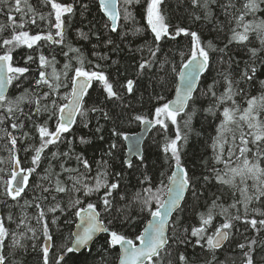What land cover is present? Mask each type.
<instances>
[{
  "label": "trees",
  "instance_id": "trees-1",
  "mask_svg": "<svg viewBox=\"0 0 264 264\" xmlns=\"http://www.w3.org/2000/svg\"><path fill=\"white\" fill-rule=\"evenodd\" d=\"M12 2L13 0H9V4ZM57 2L73 5V12L65 13L62 17L63 43L39 41L32 48H28L27 45L15 48L12 51L13 65L26 67L29 72L13 80L8 96L15 98L25 93L26 89L29 96L32 93L42 95L49 91L47 87L37 88L35 85L39 75V56L43 54L48 60L55 57L58 72L63 70L66 63H70L72 69L68 70L67 78L61 77L65 87L42 103L51 107L52 99L57 101V106L67 102L62 97L71 92L73 69L79 66L76 59L78 55L84 60V67L87 70L105 73L109 82L113 84L114 91L118 93L119 99L108 97L103 83L93 81L83 102L84 115L78 114L70 130L61 134V140L43 150L37 165L32 164L34 148L41 142L37 125L47 121L49 130L55 131L59 114L49 120V112L37 114L33 111L34 106L26 105L24 111L31 114L35 123L17 114L18 122H24L22 129H13L11 120H5L0 124V169H3L0 171V218L4 219L10 233L15 232L18 237L19 233H26L25 237L21 238L23 248L13 247L11 234L6 237L5 247L0 251L7 256V264H44L42 249L45 246V237L42 232L43 222L38 224L35 219L40 211L36 207L37 203L45 212L44 222L47 223L48 231L53 238L48 264H56L59 255L71 246L72 231L77 220L75 211L80 207H86L88 203L97 205V210L100 211L101 218L110 231L122 233L137 242L135 237L142 232L151 215L147 208L135 199L136 193L139 192L145 197L147 194L143 189L151 187L155 191L168 184L167 177L171 175L175 163L169 159L170 153L166 154L163 148L166 138L175 137L177 126L182 133H187L186 142L179 141L178 146L181 148L182 165L188 170L193 181L181 207L175 212L169 224L168 236L171 239L169 246L161 254V264H169V262L182 264L179 261L181 254L187 258L188 264H243L245 259L243 253L248 250L249 242L252 240L256 241L251 245L254 264H264V228L257 224V228L260 229L257 231L248 223L253 218L257 221L264 219V216L253 211V209L264 210V197L260 200L254 198L248 205L247 214L243 203H237L235 208L229 207L242 197L238 188L220 183L212 172L214 167L221 170L224 168L222 163L214 161L211 147L212 138L216 136V125L219 124L217 118L219 112L217 116H213L204 111L214 102L215 98L208 93V88L214 81L216 83L213 90L216 91L217 96L224 92L225 85L221 75L223 73H231V79L238 81V88L243 89L241 94L234 97L241 106H246L249 96H257L264 92V86L260 83L264 81V44L261 43L260 36L256 32H251L248 34V41L229 43L231 30L237 23L233 17L239 15L238 9L243 10L242 5L245 0H231L234 7L228 8L227 12L221 5H228L230 0H215L207 10L193 4L192 0H163L160 8L169 25V35L160 41H154V34L147 24L146 0H140V3L134 6H127L124 0H119L120 20L115 32L111 30L110 21L102 13L97 0H57ZM29 3L37 13L43 14L45 19L41 20L37 16L36 23H26L23 30L32 35L51 32L54 40L60 39L55 36L56 29L51 27V24L55 23V14L51 5L44 0H29ZM83 5H87V8ZM0 7L3 8L0 11V24L10 25L9 15H12L17 23L20 22V14L9 12L8 5H0ZM126 7L133 13L135 21L124 19ZM49 12L52 13L51 17L48 16ZM261 20H264V3L260 4L254 14L249 13L245 16V22L251 21L255 24ZM136 28L141 31L135 33ZM179 28L197 32L203 46L207 47L208 42L213 45V49L209 51V67L201 75L193 100L190 101V107L185 110L192 113L191 130L184 127V122L188 119L185 113L177 117V125L167 121V130L155 124L143 143L142 158H134L132 166L129 167L125 161V135L140 130L142 122L137 121L136 116L155 120V108L173 98L180 68L190 57L191 37L184 33L176 35V30ZM11 34L10 26L0 33V55L11 47L3 45L2 42ZM70 47L79 49V53L69 51ZM157 47L159 51L152 56L149 49L155 51ZM251 49H257L255 56L252 55ZM65 52L68 56L63 55ZM29 56L33 58L31 61L27 59ZM144 61H148L149 64L145 69H140L139 65ZM97 65L100 66L99 69ZM249 67L256 69L254 79L252 81L241 79L242 73ZM47 71L50 72L51 69ZM128 80L134 82L132 92L127 91ZM160 97L163 99H159ZM93 108L98 110L91 111ZM104 113H107V118ZM5 130L16 137L14 153L21 160L20 167L36 169L29 175V185L24 193L15 200L5 191V182L11 178L13 169L9 152L13 146L9 137L5 135ZM24 133L28 135L25 136ZM82 138L86 143L81 142ZM113 144L116 145L115 148L111 147ZM52 153L57 155L53 156ZM62 153L69 155L63 156ZM78 155L88 160L91 165L89 177H95L97 171L102 170L101 163L106 161L109 183L119 184L109 197L112 207L108 212L103 211L101 200L105 191L103 188L98 193L94 192L88 196H85L83 191L56 192L57 180L61 181V186L70 189L69 176L75 175L63 171L61 164L64 168H79L81 173L85 171L82 165L77 164ZM205 176L208 180L204 179ZM145 177L150 178V183ZM246 183L249 188L248 195H252L255 192L252 187L254 181L249 179ZM44 189L49 191L45 192ZM75 198H79L81 203L76 208H72L70 204ZM213 200H216L217 205L227 208L229 216L239 215L241 219L233 220L234 226L224 246L210 250L203 240L200 244L196 243L197 237L191 236V228L200 226L199 214L205 213ZM25 201L29 203L25 204ZM56 204H59L64 211L61 212L60 209L55 212L49 211ZM151 206L153 209L157 207L154 201ZM214 211L217 215L214 217L213 225L208 227L207 235H212L215 227L225 220L224 215L218 214L219 208ZM9 216L12 217L11 220L8 219ZM21 219L36 229L35 239L28 238L32 233L27 232L25 225L17 227ZM185 229L188 231L185 232ZM109 239L108 234H101L89 250L66 253L60 264H116L120 255L119 247L110 246ZM239 244H245L246 247L241 249L238 247Z\"/></svg>",
  "mask_w": 264,
  "mask_h": 264
},
{
  "label": "snow or ice",
  "instance_id": "snow-or-ice-1",
  "mask_svg": "<svg viewBox=\"0 0 264 264\" xmlns=\"http://www.w3.org/2000/svg\"><path fill=\"white\" fill-rule=\"evenodd\" d=\"M45 3L50 4L51 8L54 10L55 23L51 24L52 28L56 29L55 36L60 39H53V34L48 32L47 34L37 33L30 34L28 31L23 30L26 23H36V17L39 16L41 20L45 19L43 14L37 13L35 8L29 3V0H13L9 4V0H0V5H8L9 12L14 11L20 14V22L17 23L16 19L12 16H8V20L11 22L10 25L0 24V33L4 32L7 27L12 28V34L9 38L3 39V45L11 46L0 55V124L4 123L5 120H11V127L13 129L23 128L24 122L17 120V114L25 116L29 121H32L31 114L24 111V107L34 106L33 111L37 114L41 112H49L50 115L48 119H52L57 116V123L55 126V131H50L47 126V121L42 125H37V130L40 136V145L34 148L35 155L32 157V164L37 165L41 158V153L49 145H55L61 140V134L66 133L70 130L71 126L76 122V116L84 115L83 101L84 97L88 93V89L92 86L94 80L102 82L104 89L108 97H115L119 99V95L113 89V84L109 82V79L103 71H90L84 67V60L78 55L76 59L78 60L79 66L73 69L74 75L71 78V92L70 94H65L62 99L66 100L67 103L59 104L57 106V101L55 99L51 100V107L48 104L42 103V101L47 100L52 97L53 94L58 93L59 89L65 87L64 82L61 77L67 78L68 70L72 69L70 63L64 65L63 70L60 72L56 69L55 57L52 60H48L43 54L39 56V68H38V78L35 80V85L37 88L47 87L49 91L44 92L42 95L38 93H32L31 96L27 95L28 90L25 93L16 96L15 98L6 95V88L8 85L12 84L13 80L18 79L23 74L29 72L26 67H17L13 65L12 51L21 45H27L28 48H32L39 41H53L56 44L63 43V27L64 21L62 17L65 13L73 12L72 4H65L57 2V0H44ZM146 19L147 24L151 28V32L154 34V41H160L162 38H166L169 35V25L166 23V18L161 12L160 5L163 0H146ZM125 5L134 6L140 3V0H124ZM192 3L199 5L204 9H209L210 4L215 3V0H192ZM264 3V0H245L242 5V11L237 10L239 15H234L236 20V27L233 28L232 36L229 39V43L233 41L245 42L249 39V33L256 32L260 38L261 43L264 44V20L253 24V22H245V16L249 13H255L260 4ZM100 8L107 14L111 21V30L115 32L118 27V21L120 20V11L117 7V0H99ZM87 8V5H83ZM227 12L228 8L234 7L231 0L228 5H221ZM3 8L0 7V11ZM29 14L31 16L29 17ZM52 13L49 12L48 16L51 17ZM199 19V17H196ZM124 19L135 21V17L128 7L124 10ZM107 26V25H106ZM17 29H20L17 31ZM238 29H243V31H238ZM141 29L136 28L135 33L140 32ZM134 33V34H135ZM184 33L189 35L192 40L191 54L187 63L183 64L179 72L180 84L175 89V99L169 100L162 103L160 106L155 108V121L156 125H160L162 129L167 130L168 123L170 121L173 125H177V117L181 113H185L188 117L184 122V127L190 129V121L192 113H188L185 110L190 107V101L193 100V91L195 89L196 81L200 74L205 72L209 67V51L213 49L211 42H208L207 47L203 46L200 36L197 32H189L187 29L179 28L176 30V35ZM81 35H84L81 33ZM85 38H87L85 36ZM111 43V41H109ZM227 47V45L225 46ZM69 51L79 53V49L69 48ZM152 56L156 55V51L149 49ZM223 51V49H219ZM252 55L255 56L257 49H251ZM64 56H68V53H63ZM31 61L33 58L29 56L27 58ZM148 61L140 63V69H145L148 65ZM99 69V65L96 66ZM51 69L50 72L47 69ZM256 69L255 67H249L244 70L241 75V79L246 81H252L255 77ZM224 80V92L217 96L216 91H214V81L213 85L208 88V93L214 99V102L204 111L210 113L213 116H217L219 112V124L216 125V136L212 138V149H213V159L216 163H222L224 165L223 170L218 168H213L212 172L215 174V178L222 184L230 185L233 188H238L240 191L242 199L235 201L229 207L235 208L237 203H243L245 207V214L248 211V205L255 198L260 200L264 197V92L257 96H249L246 100V106H241L235 96H238L243 92V89L238 88V81L231 79V73L221 74ZM133 81H127V91L132 92ZM261 85L264 86V81H260ZM245 95H247L245 93ZM159 99H163L160 97ZM222 109V110H221ZM98 109L93 108L91 111H97ZM194 111V109H193ZM107 118V113H104ZM137 121L144 122L151 125L153 121L146 120L143 116H136ZM35 123L34 121H32ZM117 135H122L121 133H116ZM5 135L10 139V143L13 146L9 149L10 159L13 163V169L11 172V178L6 181V193L11 196L12 199L20 197L24 193L25 188L29 185V175L35 172V167L23 168L20 167L21 160L15 156L14 146L17 143L16 137L12 135L11 132L5 130ZM27 136V133H24ZM127 139V137H125ZM187 133H182L179 126H177L176 134L174 138L167 139L164 144L163 151L168 154L170 153L169 159L173 160L175 163V170L172 171L171 175L167 177L168 184L162 188H157L155 191L151 187L143 189L147 194L142 197L138 192L136 193L135 199L139 200L144 208H147L152 220L148 221L147 227L144 228L143 232L135 237L136 241H139L137 245L133 239L128 238L126 235L119 233L117 231H110L108 227L105 226L103 219L101 218L100 211L97 210V205L93 203H88L86 207H80L75 211V215L80 218V229L81 231L72 233L74 239L72 241V247L66 248L56 260V264H60L63 261L66 253H71L81 247L88 245V243L93 239V236L97 232L109 233L110 239L108 241L109 245L114 247L119 245L122 249L120 254L119 264H161V254L165 252L169 246L170 237L167 235L169 216L176 209L183 198L186 190L192 187L193 178L190 176L188 170L182 165L181 160V148L178 146L179 141L186 142ZM82 143L86 141L82 138ZM115 148L116 145L111 146ZM255 149V151H253ZM138 151V147H136ZM56 156L57 153H52ZM63 156H68L69 153H62ZM78 165H82L84 172L81 173L79 168H64L61 164L60 167L63 171L68 173H75V175H70L69 180L71 181V188L66 186H61V181L57 180L55 185V190L58 193L65 192H81L85 196H88L94 192L98 193L102 188L105 189L104 195L101 197L103 203V211L108 212L112 207V202L109 199L112 195V190L117 189L119 184L117 182L109 183L108 172H107V162L101 163L95 177H89L88 173L91 171V165L88 160L84 159L82 156L78 155L76 157ZM129 167H131V162L129 161ZM3 171V169H0ZM58 175V174H57ZM208 180V177H204ZM253 180L254 183L252 187L255 192L252 195H248V185L247 180ZM146 181L150 178L145 177ZM94 181V183H91ZM51 183V181H50ZM243 185V187H240ZM47 192L49 189H44ZM195 194V193H193ZM163 197V198H162ZM55 199V198H54ZM219 199V198H217ZM155 202L157 207L152 208V202ZM29 201H25L28 204ZM81 201L79 198L73 199L70 207L76 208L80 205ZM39 213L35 219L37 223H42V232L45 237V246L43 247V257L44 264H48L49 248L51 247L52 235L48 231V225L44 222L45 212L41 208L39 203L36 204ZM219 208V215H224L225 220L220 223L219 226L215 227L212 235H207L208 227L213 225L214 217L217 215L215 209ZM60 209L61 212L64 211L59 204L55 207L50 208L49 211L55 212ZM143 210V208H142ZM254 212L259 213L264 216V210L253 209ZM200 226L191 228V236L197 237L196 243L200 244L203 240L206 246L210 250H215L221 247L222 243L229 238L230 230L233 228V220H239L241 217L229 216L228 209L220 205H217L216 200H213L212 205L207 209L205 213H200ZM9 220L12 219L11 216L8 217ZM55 223V219H53ZM251 227L259 231L257 224L264 228V219L257 221L255 218L248 221ZM25 225L27 232H31L32 236L29 239L36 238V229L29 226L24 219H21L20 223L17 225ZM188 229H185L187 232ZM11 234L13 247L23 248L24 244L21 243V238L25 237L26 233L9 232V229L5 226V221L0 218V249L5 247V239ZM175 235V233H173ZM256 241L252 240L249 242L248 250L243 253L244 261L243 264H254L252 256L251 245L255 244ZM35 247V245H33ZM239 248L244 249L245 244H239ZM179 261L182 264H188L187 258L181 254L179 256ZM0 264H7V256L0 251ZM170 264V262H169Z\"/></svg>",
  "mask_w": 264,
  "mask_h": 264
},
{
  "label": "water",
  "instance_id": "water-1",
  "mask_svg": "<svg viewBox=\"0 0 264 264\" xmlns=\"http://www.w3.org/2000/svg\"><path fill=\"white\" fill-rule=\"evenodd\" d=\"M98 1H99V0H98ZM117 7H118V10H119V1H118V0H117ZM102 12H103L104 15L108 18L107 14H106L103 10H102ZM108 19H109V18H108ZM109 20H110V19H109ZM110 22H111V21H110ZM180 70H181V69H180ZM202 74H203V73L200 74L199 78H198L197 81H196V85H195V89H194V91H193V94H194V92L196 91V89H197V87H198L199 80H200V77H201ZM179 84H180V80H179V78H178L177 86H178ZM177 86H176V87H177ZM8 91H9V85H8L7 88H6V95L8 94ZM174 99H175V93H174V97H173L172 100H174ZM153 125H154V123H152L151 125H148V124H146V123L143 122L142 125H141V129H140L138 132H136V133H134V134H128V135L126 136L127 139L125 138V141H126V148H127V150H126V154H127L126 162H127V164H129L128 162H129V161L131 162L135 157H136V158H141V156H142V146H143V143H144L145 139L147 138V136L149 135V133H150V131H151ZM136 147H138V151L136 150ZM174 170H175V169H174ZM187 191H188V190L185 191V193H184V195H183V198L181 199V201H180L178 207L180 206L181 202L183 201V199H184V197H185ZM178 207H177L176 209L173 210V212L171 213V215H170L169 218H168L169 220H170L171 216L177 211ZM152 219H153V217H151L149 220H152ZM80 223H81L80 218L77 217V222H76V224H75V228H74L73 233L81 231V229H80V227H79V226H80ZM147 225H148V222L146 223L145 227H147ZM167 227H168V226H167ZM143 230H144V229H143ZM142 232H143V231H142ZM102 233H103V232H97V233L93 236V239L88 243V245H86V246H84V247H81V248H79V249H77V250H74V251H76V252H81V251H83V250L86 249V248H90L91 245L95 242V240H96V239H97ZM105 233H106V232H105ZM73 239H74V236H73ZM227 240H228V239H227ZM227 240L224 241V242L222 243V245H221L220 248H222V247L224 246V244L227 242ZM138 244H139V242L137 243V245H138ZM119 248H120V246H119ZM220 248H218V249H220ZM121 252H122V249L120 248V254H121ZM119 259H120V257H119ZM117 264H119V260H118Z\"/></svg>",
  "mask_w": 264,
  "mask_h": 264
},
{
  "label": "bare ground",
  "instance_id": "bare-ground-1",
  "mask_svg": "<svg viewBox=\"0 0 264 264\" xmlns=\"http://www.w3.org/2000/svg\"><path fill=\"white\" fill-rule=\"evenodd\" d=\"M97 1H98V0H97ZM98 3H99V1H98ZM101 11H102V9H101ZM102 13H103V12H102ZM103 14H104V13H103ZM105 17H106V16H105ZM106 18H107V17H106ZM107 19H108V18H107ZM108 20H109V19H108ZM109 21H110V20H109ZM110 24H111V22H110ZM179 72H180V71H179ZM203 73H204V72H203ZM178 78H179V75H178ZM177 83H178V80H177ZM176 86H177V85H176ZM197 88H198V87H197ZM9 89H10V85H9ZM175 89H176V88H175ZM8 93H9V91H8ZM194 93H195V92H194ZM193 95H194V94H193ZM173 97H174V96H173ZM172 99H173V98H172ZM172 99H171V100H172ZM181 114H183V113H181ZM181 114H180V115H181ZM76 117H77V116H76ZM147 120L153 121V123H154V121H155V120H151V119H147ZM73 125H74V124H73ZM73 125H72V126H73ZM154 125H155V123H154ZM154 125H153V127H154ZM72 126H71V127H72ZM153 127H152V128H153ZM151 130H152V129H151ZM126 150H127V148H126ZM174 169H175V165H174ZM174 169H173V170H174ZM187 192H188V191H187ZM186 194H187V193H186ZM185 197H186V195H185ZM185 197H184V199H185ZM184 199H183V201H184ZM183 201L181 202V204H180V206L178 207V209L181 207ZM178 209H177V210H178ZM174 214H175V213H174ZM174 214H173V215H174ZM173 215L171 216V218H170V220H169V224H170V222H171V219H172ZM169 224H168V227H167V228H168V231H169ZM105 226H106V225H105ZM168 231H167V235H168ZM91 246H92V245H91ZM70 247H72V243H71V246H70ZM90 248H91V247H90ZM90 248H86V249H84V250H89ZM119 251H120V248H119ZM73 252H75V253H80V252H76V251H73ZM81 252H82V251H81ZM116 264H117V263H116Z\"/></svg>",
  "mask_w": 264,
  "mask_h": 264
}]
</instances>
